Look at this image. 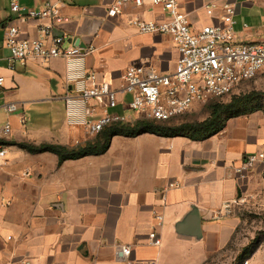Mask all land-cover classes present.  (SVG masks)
I'll return each mask as SVG.
<instances>
[{
	"label": "crops",
	"instance_id": "obj_1",
	"mask_svg": "<svg viewBox=\"0 0 264 264\" xmlns=\"http://www.w3.org/2000/svg\"><path fill=\"white\" fill-rule=\"evenodd\" d=\"M18 1L35 9L44 3ZM53 1L62 2L63 21L57 32L66 36L65 45L84 51V57L71 64L63 57L17 62L10 70L4 43L7 25L17 23L23 35L35 37L38 21L18 20L10 9L11 0H0V76H4L0 128L11 124L10 134L0 136L7 149L0 165V264L221 260L227 256L223 249L237 228L239 210L262 204L264 171L255 168L239 177L236 167L245 153L262 146L264 118L258 113L229 117L220 130L202 139L151 132L116 134L103 153L62 162L51 151H28L18 143L74 146L92 138L67 122L66 98L77 95L73 75L94 71L117 86L130 64L147 62L168 72L178 58L170 36L140 33L129 22L135 16L166 20L160 6L127 2L117 15L109 16L108 8L117 0ZM177 1L194 29L220 23L224 5L231 4L237 41H264V0ZM8 102H17L13 112L19 113L8 111ZM33 104L44 107L40 113H26ZM251 194L249 204L233 202ZM193 209L201 218L200 237L175 229ZM153 229L161 235L160 245L149 242ZM123 246L131 247L129 256L120 250Z\"/></svg>",
	"mask_w": 264,
	"mask_h": 264
},
{
	"label": "built area",
	"instance_id": "obj_2",
	"mask_svg": "<svg viewBox=\"0 0 264 264\" xmlns=\"http://www.w3.org/2000/svg\"><path fill=\"white\" fill-rule=\"evenodd\" d=\"M127 2L135 6H160L167 13L166 20L135 16L129 22L140 33L170 36L178 58L174 69L168 72L147 62L130 64L117 86L100 79L94 71L73 75L77 95L66 98L67 122L73 127L79 126L84 134L95 135L113 123L138 119L169 121L186 113L196 103L231 96L239 92L245 81L264 74V41H237L233 5H224L225 13L220 23L194 29L177 0H117L108 8V15H117ZM61 6L62 2L44 0L43 5L35 9L11 0L10 9L17 13L18 20L38 21V35H23L17 23L7 25L4 43L9 50L7 65L10 70H15L17 62L26 64L63 57L71 64L84 57V51L76 45H65L66 36L57 32V25L63 21ZM3 81L4 76H0V85ZM18 107L17 102L5 104L11 112ZM127 109L135 115L127 114ZM10 132V123L0 128L1 137H7ZM6 156V146L0 144V165ZM255 168L264 171V142L258 151L242 156L236 173L244 177ZM252 198V194L243 195L233 202L249 204ZM157 218L162 220L163 217L158 215ZM149 242L161 244L162 238L156 229L150 231ZM120 250L129 256L131 247L123 246Z\"/></svg>",
	"mask_w": 264,
	"mask_h": 264
},
{
	"label": "rangeland",
	"instance_id": "obj_3",
	"mask_svg": "<svg viewBox=\"0 0 264 264\" xmlns=\"http://www.w3.org/2000/svg\"><path fill=\"white\" fill-rule=\"evenodd\" d=\"M254 93L250 98L240 101L235 105L236 112L258 113L264 118V74L258 75L253 79L245 81L239 92L224 97H214L205 103L194 105L189 111L178 116L175 119L164 121L167 124H180L187 122H198L208 118L212 113V103H227L233 96H240ZM43 105L33 104L27 107L26 113H40ZM60 111V110H59ZM4 113V112H0ZM13 113H19L13 112ZM127 114L135 115L129 109ZM223 115L227 113L224 111ZM4 117L0 114V119ZM1 121L0 123H2ZM96 135V134H95ZM95 135H91L94 137ZM260 205H247L241 208L240 219L237 222V228L233 232L227 246L223 249L227 256L222 257L217 262L208 261L205 264H264V193Z\"/></svg>",
	"mask_w": 264,
	"mask_h": 264
},
{
	"label": "trees",
	"instance_id": "obj_4",
	"mask_svg": "<svg viewBox=\"0 0 264 264\" xmlns=\"http://www.w3.org/2000/svg\"><path fill=\"white\" fill-rule=\"evenodd\" d=\"M253 94L254 93L233 96V98L227 103H212L211 115L198 122H187L172 125L164 123V121L161 122L149 119H138L133 122L113 123L108 125L84 144L74 146L50 142H42L38 144L31 142H19L18 144L34 153L42 151L54 152L58 155L59 162H62L68 158H79L88 154L103 153L108 148L112 136L116 134L135 136L141 133L151 132L166 135H187L193 139H202L207 134L220 130L227 118L248 114L236 112L234 111V108H236L235 105L240 101L250 98ZM224 111L227 113L226 115H223Z\"/></svg>",
	"mask_w": 264,
	"mask_h": 264
},
{
	"label": "water",
	"instance_id": "obj_5",
	"mask_svg": "<svg viewBox=\"0 0 264 264\" xmlns=\"http://www.w3.org/2000/svg\"><path fill=\"white\" fill-rule=\"evenodd\" d=\"M175 229L182 235L200 237L202 228L198 211L196 209L191 210L182 220L177 222Z\"/></svg>",
	"mask_w": 264,
	"mask_h": 264
}]
</instances>
